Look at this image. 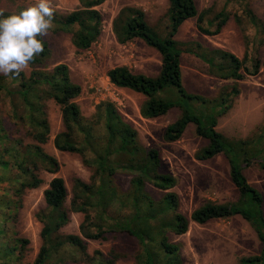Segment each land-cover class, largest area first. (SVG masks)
<instances>
[{
	"label": "trees",
	"instance_id": "obj_1",
	"mask_svg": "<svg viewBox=\"0 0 264 264\" xmlns=\"http://www.w3.org/2000/svg\"><path fill=\"white\" fill-rule=\"evenodd\" d=\"M78 1L80 6L76 9L66 14L55 13L52 23L57 29L71 34L76 48L87 49L101 33L102 16L97 6L104 0ZM167 2L170 22L164 36L148 23L144 11L135 6L120 8L112 21V31L119 43L140 38L159 52L161 65L158 74L145 75L132 71L126 65H117L106 75L114 86L131 89L144 96L139 106L143 118H155L166 114L172 107H180L182 113L166 126L164 140L179 139L187 125L194 124L195 133L207 140V144L196 151L195 157L204 160L223 153L229 164L231 181L238 189L237 199L227 203L205 202L192 210L189 217L179 211L175 192H166L155 199L146 189L147 184L163 190L176 184L173 174L160 170L159 150L147 147L139 140L137 130L113 101H100L91 115L84 116L75 101L81 87L71 79L68 66L65 63H58L50 69L45 66L50 50L44 40V51L31 62L28 75L24 72L19 76L0 75V95L9 104V116L25 129L31 139V142L24 143L22 137L11 136L3 116H0V147L8 152L10 142L17 145L16 154H9L7 160L0 152V168L16 170L11 178H6L15 181L13 191L18 198L27 188L41 183L37 173L40 167L51 173L58 170L56 157L46 153L42 147L50 132L44 100L51 98L60 106L63 123V129L53 138L55 148L78 153L83 164L90 168L91 175L88 181L79 177L73 179L69 207L65 205L68 189L64 179L54 176L48 182L43 190L46 207L36 214L42 224L41 245L32 264H51L52 255L66 244L86 255V239H105L109 232H126L136 238L140 244L136 257L139 264H182L180 246L168 239V232L183 234L187 232L190 221L203 224L212 218H228L234 214L246 219L263 243L259 255L243 256L238 264H264L263 196L248 182L243 172L255 161L264 168V145L261 143L264 141V129L257 135L242 139H230L218 131L215 128L217 116L230 108L231 95L239 93L237 86L233 85L227 93L220 91L216 98L188 92L181 81L180 56L183 51L190 52L204 63L207 74L235 81L244 79L245 75L257 74L260 61L255 58L249 69L245 64L246 52L239 58L221 48L203 46L198 42H190L187 46L177 40L175 35L187 19L196 16L197 28L213 35L221 31L229 14L221 9L204 24L210 8L198 12L195 0ZM8 14L6 11L5 15ZM246 15L252 24L261 25L250 10H246ZM167 86L176 89V100L162 95ZM192 100L200 103L199 111L192 106ZM118 170L131 174L126 191L120 190L115 183ZM6 178L0 176V181ZM11 202L0 198V236L7 237L0 244V264H21L28 242L17 231L10 234L6 230L4 223L15 214ZM70 210L83 213L80 234L60 232V228L69 222ZM116 259L117 255H114L105 264H114Z\"/></svg>",
	"mask_w": 264,
	"mask_h": 264
},
{
	"label": "rangeland",
	"instance_id": "obj_2",
	"mask_svg": "<svg viewBox=\"0 0 264 264\" xmlns=\"http://www.w3.org/2000/svg\"><path fill=\"white\" fill-rule=\"evenodd\" d=\"M28 0H0V7L7 12L21 10ZM197 11L210 8L204 17V24L212 14L225 9L229 19L217 34L209 35L197 28V17L185 20L175 38L190 46V42H198L203 46L217 47L234 53L239 58L247 53L246 66L251 69L253 60L259 59L261 67L257 74L245 75L242 80L218 79L205 72L204 63L190 52L183 51L180 56L181 81L190 93L216 98L219 92H230L236 85L239 93L231 95L230 108L217 116L215 128L230 139L245 138L257 135L264 129V0H195ZM57 14H66L80 6L78 0H53ZM135 6L142 9L151 26L165 35L169 21L167 0H104L97 6L102 16V30L98 38L87 49L76 48L71 41V34L53 27L44 38L49 52L45 66L52 68L58 63H65L69 68L71 79L80 85L81 93L75 98L84 116L91 115L97 103L102 100L113 101L122 115L137 130L139 140L147 147L156 148L160 152V170L171 173L176 184L166 190L147 184L146 189L155 198L166 192H175L179 200V211L185 216L205 202L227 203L235 201L238 189L231 181L229 164L223 153L211 158L199 160L196 151L207 144V140L195 133V126L189 123L181 137L175 141H165L164 130L181 115V108L172 107L169 111L155 118H143L139 106L144 99L141 93L128 88L116 87L107 77V71L117 65H126L132 71L145 75L158 74L161 57L157 50L148 46L142 39L134 38L124 44L119 43L112 31V21L120 8ZM250 10L261 25H254L246 15ZM257 20V22H258ZM213 28V27H211ZM31 67L24 71L29 74ZM169 100H176L178 93L172 86L162 92ZM45 110L50 125L44 151L59 162L58 170L48 172L40 167L37 171L41 183L34 188H27L20 198L13 191L15 181L7 179L16 173L14 168L3 170L0 176V198L11 200L15 214L5 222L6 230L28 240L21 264H32L41 245L40 231L42 224L37 219L38 211L46 207L43 190L54 176L64 179L68 189L65 205L69 207L72 182L75 177L88 181L91 175L78 153L59 151L53 144L54 135L63 129L60 106L51 98L45 99ZM197 111L201 106L192 100ZM9 104L0 95V116L9 129L11 136L22 137L23 142H31L25 129L14 123L9 116ZM231 141V140H230ZM264 145V141L261 142ZM8 152L2 150V158L16 154L15 142L8 144ZM243 172L248 182L258 189L263 196L264 213V168L254 164L245 167ZM131 174L126 170H118L115 183L122 191L130 186ZM4 192L5 195H2ZM83 213L69 212V222L60 228L65 234H80V223ZM168 239L180 246L182 264H238L241 257L259 255L263 243L251 224L240 214L228 218H212L203 224L190 221L187 232L175 234L168 232ZM7 239L0 236V244ZM86 255L66 244L52 255L51 264H105L107 259L117 255L114 264H139L136 257L140 244L136 238L126 232H109L105 239H86ZM93 258V260H91Z\"/></svg>",
	"mask_w": 264,
	"mask_h": 264
},
{
	"label": "clouds",
	"instance_id": "obj_3",
	"mask_svg": "<svg viewBox=\"0 0 264 264\" xmlns=\"http://www.w3.org/2000/svg\"><path fill=\"white\" fill-rule=\"evenodd\" d=\"M0 7V75L19 76L44 51V38L53 27V0H28L5 15Z\"/></svg>",
	"mask_w": 264,
	"mask_h": 264
}]
</instances>
